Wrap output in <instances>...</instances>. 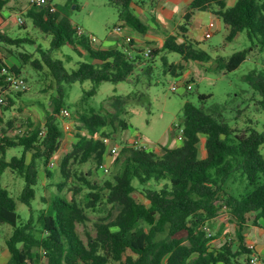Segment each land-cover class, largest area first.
Listing matches in <instances>:
<instances>
[{
  "label": "trees",
  "instance_id": "1",
  "mask_svg": "<svg viewBox=\"0 0 264 264\" xmlns=\"http://www.w3.org/2000/svg\"><path fill=\"white\" fill-rule=\"evenodd\" d=\"M10 0H0V8ZM73 4L75 0H65ZM47 0L45 5L31 4L27 15L44 34L51 36L50 48L42 50L37 45L34 52H21L19 58L38 70L46 67L58 89V96L51 100L52 111L46 114L44 125L30 120L21 134L0 138V224L12 226V233L6 239L10 258L5 264H40L42 256L45 264H251L252 256H262L247 241L249 219L254 225L264 224V128L258 129V121L247 117L240 125V117L245 108H236L232 125L227 122L222 111H207L205 101L210 95L201 94L200 104L186 101L183 106L181 126L182 143L177 147L162 146L161 150H149L136 144H125L115 164L120 170L103 186L91 182L85 176L75 177L81 184L74 187L71 197L64 191L70 177V161L79 163L93 159L96 167L103 165L107 146L103 137L112 135L105 132L109 123L114 132L125 129L128 111L126 103L132 97L113 95L109 97L115 108L111 113L100 112L90 115L80 114L82 122L72 141V149L59 163L62 180L56 183L57 191L46 208H32L36 198L39 167H44L47 175L49 162L57 153L63 130L58 116L63 107V85L90 80L92 88L87 92L93 96L102 82H141L143 77H151L159 58L164 74L179 76L190 60L209 62L212 56L185 39L170 35L161 48H153L148 60H142L144 49L137 46L134 38L123 36L120 46L102 48L94 46L92 35L80 34L78 26L67 17H59L51 11ZM119 9L120 18L126 27L145 33L147 24L138 16L133 6L134 0H108ZM211 11L220 17L228 27L226 39L234 40L238 33L245 31L251 41L248 48L234 52L229 57L216 58L219 72L237 69L256 49L264 51V0H235L228 5L226 0H192L185 14L187 29L195 11ZM0 42L20 46L24 42L35 44L29 37H10L0 31ZM71 45L75 52L83 56L87 52L91 61H80L76 68L68 70L62 60L52 57L55 49ZM170 52L181 55L180 62H170ZM1 68V65H0ZM22 74L21 68L12 67ZM135 77V78H134ZM246 80L253 89V96H259L255 110L264 112V66L251 70ZM151 81L148 80L147 86ZM1 89H10L0 73ZM250 101V99H249ZM118 119V125L113 119ZM82 127L85 132H81ZM204 138V141H203ZM205 153L202 154L201 146ZM22 147L20 156L7 159L10 148ZM6 169L17 172L25 180L18 199L28 205L31 216L27 222H20L17 202L2 184L1 176ZM230 181L239 182L236 193L228 189ZM160 184H162L160 186ZM88 191L84 202L76 199L82 189ZM140 193L147 202L138 199ZM99 204L119 206V211L111 220V212L106 218L96 222V235H88L85 242L77 231V223H85L88 210L96 211ZM222 209L228 212L235 225L238 245L234 248L231 240L221 241L212 247L225 229L221 226L216 233L209 232V223ZM36 211V216L34 212Z\"/></svg>",
  "mask_w": 264,
  "mask_h": 264
},
{
  "label": "rangeland",
  "instance_id": "2",
  "mask_svg": "<svg viewBox=\"0 0 264 264\" xmlns=\"http://www.w3.org/2000/svg\"><path fill=\"white\" fill-rule=\"evenodd\" d=\"M140 6H146L144 10H140L141 18L148 23L149 29L154 28L155 25L151 23L146 16L147 9L150 7L166 6L172 7V0H134ZM30 2V0H29ZM228 5H233L235 0H226ZM25 0L11 3H6L4 7L0 8V24L7 23V19L11 18V26L8 28L9 35L16 37H29L35 41V44L30 42L22 43L21 50L33 51V57L41 55L35 52L37 45H41L42 50L50 48L51 36L37 31L25 8H23ZM53 5L56 7L59 17L67 16L71 22L81 27L85 32L94 36L97 41L94 46L109 48L120 46L123 36H131L135 40L138 38L120 18L119 9L115 5L109 4L108 0H75L73 4L67 3L65 0H53ZM177 7L174 19L179 21L180 14L185 10L186 3L181 1L175 6ZM134 10L135 7L133 6ZM151 9V8H150ZM24 23H20L19 19ZM159 19V20H158ZM157 22L161 25L164 22L168 33L171 32L170 27L173 25L171 21L158 18ZM215 22L212 37L206 39L205 32L207 25ZM176 23V22H175ZM185 24V23H184ZM123 26L122 33H116V28ZM150 25V26H149ZM164 28V25H161ZM159 31V30H158ZM190 31V32H188ZM162 34L161 31H159ZM181 33L186 35L188 41L206 52H208L212 59L209 62H199L190 60L183 62L185 69L179 76L171 74H164L161 69L159 58L156 65H154L153 75L151 77H143L141 82L135 83L133 81L121 82H102L97 88V92L93 96H88L87 92L92 88V82L86 80L84 82H75L63 85L64 98L63 109L70 112V116L64 117L60 112L58 116V123L63 130L60 147L53 157L55 160V167H49L51 176L47 175L44 167H39L38 184L36 185V198L32 201V208L37 210L39 208H46L49 206L50 200L57 191L56 183L63 178L59 170V163L61 158L72 149V141L75 139L79 127L83 126L79 119L80 114L90 115L100 112L101 114L111 113L114 116L115 108L111 104L109 97L113 95H130L132 98L126 103V116L129 123L125 129L119 128L116 132L112 129L111 124H107L103 130L112 135H107L113 139V143L118 146L119 152L110 154L105 153V160L102 166L96 167L93 159L87 162L79 163L74 158L70 161V177L66 180L64 191L68 197H71L74 192V187L81 184L78 177L73 175L76 171L77 176H85L91 182H96L99 186L111 180L120 170V165L115 164L117 157L121 155L120 150L125 145L136 144L149 150H161L162 146L177 147L182 143L181 126L183 121V106L186 101L199 103V96L201 94L210 95L205 101L207 111H222L228 123L234 125L239 122L235 118L236 108L241 104L245 108L243 116L240 119V125H243L247 117H252L258 121V129L264 128V112L258 114L255 110L257 99L259 96H253V89L246 80L247 74L253 69H260L264 66V51L254 50L247 59L235 70L219 72L217 69L216 58L223 56L229 57L234 52L248 48L251 41L245 31L238 33L237 37L228 41L226 36L228 28L223 20L211 11H195L190 22L187 24V29L181 28ZM180 33V34H181ZM141 35V33L139 34ZM142 38L147 39V35H142ZM150 47V46H147ZM145 47L144 50L147 48ZM154 48V46H152ZM170 62L180 60L182 57L178 53H168ZM52 57L60 59L68 70L76 68L80 61H91L87 52L80 56L74 51L71 45H63L59 49L52 52ZM142 60H148L141 53ZM22 76L26 78L28 88L24 91L16 89H8L7 93L3 94L4 102L0 103V138L3 134L14 136L21 134L27 128L30 120L35 123L44 125L46 114L52 111L50 105L51 100L58 96V89L56 83L50 75L46 67L42 70L34 68L30 63L25 64L22 70ZM135 78V77H134ZM151 84L147 86L148 80ZM173 84L181 86L177 91L171 89ZM188 84L192 85V89L188 90ZM250 99V101H249ZM61 110V111H62ZM113 122L118 125V119L114 117ZM70 124L69 130H65V125ZM81 132H85L82 127ZM204 141V138H203ZM202 154L205 149L202 143ZM261 152L264 155V145L261 147ZM22 154V147L10 148L7 151V159L12 156H20ZM106 168L108 170H106ZM2 184L10 191L11 195L17 202V211L20 215V222H27L31 216V211L28 205L21 202L18 197L25 186V180L17 172L11 169H6L1 176ZM162 184H160L161 186ZM239 182L230 181L228 189L236 193V188ZM88 191L87 188L81 190L76 195V199L84 202V196ZM135 196L147 202L146 199L138 192ZM119 206L115 208L110 204H99L96 211L88 210V219L85 223H77V231L80 237L86 242L88 235H96V222L102 218H106L111 212V220L119 211ZM36 216V211L34 212ZM260 226H256L249 219V226L253 229L247 230L249 245L257 244L260 241V229L264 228V224L259 222ZM221 226L225 229L218 240L211 242V246L215 247L221 241L231 240L234 248L238 245V240L235 235V225L230 221L228 212L222 209L219 215L209 223V232L216 233ZM12 226L9 224H0V261L5 260V252L8 251L6 239L12 233ZM256 231H255V230ZM262 230V229H261ZM47 261L45 256H42L40 264H45ZM117 264V263H115Z\"/></svg>",
  "mask_w": 264,
  "mask_h": 264
},
{
  "label": "crops",
  "instance_id": "3",
  "mask_svg": "<svg viewBox=\"0 0 264 264\" xmlns=\"http://www.w3.org/2000/svg\"><path fill=\"white\" fill-rule=\"evenodd\" d=\"M12 1L18 2V1H23V0H10V1H8V3H11ZM25 1H26V3L24 4L23 8H25L26 13H27V10L31 7V4H30L29 0H25ZM181 1H185L186 7H185V10L180 14L179 21H176L174 19V16L176 14V11H177L176 8L177 7H175V6L177 5V3L181 2ZM191 1L192 0H172V7H166V6L158 7V5H157L155 8L150 7L151 9L150 8L147 9L146 14L144 16H146L149 20H151V23H153L155 25L154 28L149 29V27L147 25L148 30L145 33H141V35H139L140 32L135 33L137 31H134L128 27L133 33H135V36L138 38V40H135L137 46L141 47L142 49H144L147 46H150V47L154 46V48H161L165 42V39L170 35L176 36L178 38L177 39L178 42H182L185 39H188L186 37V35H183L181 33V26L186 22L185 14L188 12L189 5H190ZM134 7H135V12L141 18V16H143V15H141L140 10H144L146 8V6L144 5L142 7L140 6V8H138V5H134ZM138 9H140V10H138ZM161 17H162V19H165L167 21H171L173 19L172 22H174V21L176 22V23L174 22L173 25L170 27L171 32L168 33V30L166 29V25L164 24V22L161 23V25L162 24L164 25V28L163 29L161 28V25L159 24V22H157V19L161 18ZM10 22H11V18H8L6 24H4V25L0 24V31L7 34L8 36H10L9 30H8V28H10V26H11ZM146 24H148V23H146ZM35 29L37 31H40L36 26H35ZM158 30L161 31L162 34H160ZM188 32H190V31H188ZM142 35H147V39L142 38ZM20 48H22V44L20 46H16V45H11L7 42H0V65H8L10 68L16 67V68H21L23 70L25 68V64L19 58L20 53L21 52H33V51L21 50ZM181 60H182V58L178 61H175V62L177 63V62H180ZM1 87L2 86L0 85V96L7 93V91H8V90L2 91ZM259 113H261V111L260 112L258 111V114ZM251 229H253V228L249 227L248 230H251ZM261 229L259 231L261 239H260V241H257V244L255 245V247H256L257 251L262 256H264V228H261ZM247 232H249V231H247ZM248 235L249 234L247 233V236ZM247 241H250L249 237H247ZM5 253H6L5 254V260L0 261V264L7 263V261L10 258V252L8 253L6 251Z\"/></svg>",
  "mask_w": 264,
  "mask_h": 264
},
{
  "label": "built area",
  "instance_id": "4",
  "mask_svg": "<svg viewBox=\"0 0 264 264\" xmlns=\"http://www.w3.org/2000/svg\"><path fill=\"white\" fill-rule=\"evenodd\" d=\"M30 4H37V5H42L43 6V5L47 4V0H30ZM49 6H50V10L51 11H56V7L53 5V2L50 3ZM19 22L20 23H24V21L21 18L19 19ZM123 26L122 25L118 26L116 28V33H119V34L122 33ZM214 27H215V22L214 21H211L207 25V30L205 32V38L206 39L212 37ZM78 32L80 34L85 33V31L81 27H78ZM125 37H127L128 40H130L132 38L131 36H125ZM92 39H93L94 43L97 41V39L94 36L92 37ZM152 51H153L152 47H147L144 50L145 56L146 57H150L152 55ZM0 73H1V75L4 76L5 81L7 82V84L9 85V87L11 89H16L18 91H24V90H26L28 88V83H27L26 78L23 77L22 74H18V73L13 72L8 65H1ZM180 87L181 86H179L177 84H173L171 86V89L174 90V91H177ZM186 88L188 90H191L192 89V85L188 84ZM3 102H4V98L2 96H0V103H3ZM61 113L64 115V117L70 116V112L67 109H63L61 111ZM69 128H70V124H66L65 125V130L67 131V130H69ZM102 139H103V142L105 143V145L107 146V151L110 154H115V153L119 152L118 146H116L113 143V139L111 137L105 136ZM53 159L49 162V167H55L56 164H55V160H53ZM106 170H108V169L106 168ZM250 247L256 248L253 244H250ZM250 262H251V264H259V258L256 255L252 256Z\"/></svg>",
  "mask_w": 264,
  "mask_h": 264
}]
</instances>
